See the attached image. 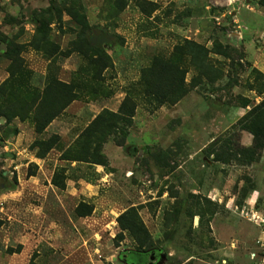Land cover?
Wrapping results in <instances>:
<instances>
[{"label":"rangeland","instance_id":"obj_1","mask_svg":"<svg viewBox=\"0 0 264 264\" xmlns=\"http://www.w3.org/2000/svg\"><path fill=\"white\" fill-rule=\"evenodd\" d=\"M114 1L0 0V26L18 44H28L35 35L34 14L59 20L62 11V23L56 20L50 30L60 52H66L79 32L63 10L73 3L84 7L94 33L108 30L115 35L113 47L106 49L112 66L104 70L94 95H82L40 136L32 121L15 120L0 129L2 145L8 146V151L0 148V264H128L124 254L137 244L126 233L119 237L117 219L132 207L138 208L154 250H161L163 264H264V227L257 229L251 217L244 216V233L224 230L228 218L209 199L211 188L222 183L223 169L212 163L208 147L200 152L209 141L206 130L228 125L227 112L246 100L253 107L264 98L250 88L255 76L244 53L247 44L262 49L264 38L243 39L232 24L237 12L247 9L246 0H146L157 7L152 14V6L144 11L138 0H129L118 15L112 13ZM250 1L255 10L262 9L258 0ZM49 9L53 10L44 13ZM186 40L212 50L208 64L223 72L216 80L218 87L204 81L177 105L157 110L140 103L125 145L114 141L104 145L106 167L70 165L61 159L94 116L104 109L118 111L127 89L139 81L154 57H170ZM23 57L33 72L31 83L40 89L51 76L50 62L51 73L63 82L90 79L81 73L87 62L76 52L50 59L28 48ZM9 62L2 57L0 66L8 67ZM187 67L189 82L196 72L188 63ZM214 94L225 103H215ZM236 124L214 139L239 135ZM52 137L59 138L57 146L39 158L38 149L32 148L35 140ZM62 170L71 179L65 189L52 184ZM254 171L251 168L240 178L247 176L249 185L262 189L257 208L264 210V176L260 180ZM80 204L92 207V214L79 217ZM19 246L20 253H6Z\"/></svg>","mask_w":264,"mask_h":264},{"label":"trees","instance_id":"obj_2","mask_svg":"<svg viewBox=\"0 0 264 264\" xmlns=\"http://www.w3.org/2000/svg\"><path fill=\"white\" fill-rule=\"evenodd\" d=\"M137 3L144 11L152 6L149 14L157 10L156 5L146 0H138ZM78 4L73 3L63 8L64 13L79 28L72 46L63 53L52 40V30H50V25L56 24V20L60 21L59 24L62 23V11L58 12L59 20L34 14L33 20L37 26L35 35L28 44H18L17 41L11 40L0 26V57L10 61L7 67L8 77L0 84V129L4 130L15 120L32 121L35 133L40 136L82 95H94L93 90L97 91L95 85H99L104 70L112 66L111 57L106 49L113 47L112 38L115 35L108 30L94 33L84 7ZM128 4L129 0H115L112 13L120 14ZM258 4L260 8H264V0H259ZM52 10L49 9L44 13H50ZM28 48L41 52L50 59H54L58 53L66 57L75 52L79 53L87 62L81 73L90 79L71 83L63 82L51 73L53 70L52 62H50L48 69L51 76L47 78L43 89L37 88L31 83L33 72L28 68L23 57V53ZM215 51L226 57L229 55L227 51ZM211 53L212 50L204 45L186 40L175 46L170 57H154L151 64L142 70L139 81L127 89L118 111L102 110L63 152L61 159L70 165L76 163L77 165L86 164L88 167H106L108 159L104 153V145L110 141H114L120 147L125 145L140 103L149 110H157L166 104L177 105L192 89L200 86L204 81L214 84L223 76L221 70L209 66L208 56ZM186 63L196 72L189 82L187 76L190 68H186ZM212 72L217 74L216 78L211 75ZM251 73L255 76L254 83L250 85L251 90L264 95V74L257 69H253ZM249 105L250 102L247 100L242 104L244 108ZM1 120H4V124H1ZM236 125L239 131L253 136L252 146L244 148L240 144L239 135H235L229 138H218L208 148L217 162L250 167L261 161L264 152V98L259 104L251 107ZM58 140V137H52L49 140L37 139L32 148L38 149L39 158H45L57 146ZM2 144L3 140L0 139V148L3 147ZM60 172L55 173L52 184L57 188L65 189L66 181L70 177L65 175L64 170ZM29 176H34V172L30 171ZM244 180L245 186L241 193L243 197H246L256 185L252 183L249 185L248 182L251 179L247 176ZM213 206L217 205L213 203ZM92 209L80 204L76 212L83 218L90 216ZM206 212L200 214L204 216ZM117 222L121 229L120 238L123 237V233H126L137 244L136 250L155 251L152 237L139 215L138 208L128 209L119 216ZM21 247L19 246L16 250L8 248L7 253H20Z\"/></svg>","mask_w":264,"mask_h":264},{"label":"crops","instance_id":"obj_3","mask_svg":"<svg viewBox=\"0 0 264 264\" xmlns=\"http://www.w3.org/2000/svg\"><path fill=\"white\" fill-rule=\"evenodd\" d=\"M246 2L248 4V7H247L248 10L240 9L237 12L236 16L234 17L232 24L237 25L238 28L241 30L240 32H237L238 33L237 35H239V37L243 39L244 37H247L249 38L248 39L249 41L251 40L252 42H255L254 39H256V37L260 36L264 38V25L262 26L263 24L262 22L264 20V11H263L264 8L261 9L260 11H257L253 7H251L250 0H246ZM245 46H246V50L244 53H245L246 61L250 62V68L257 69L258 71L264 74V47L259 50H254L250 44H247ZM1 60H2V57H0V61ZM7 77H8L7 67H2L1 65L0 66V84ZM219 84L220 82L218 81L214 83L213 86L218 87ZM211 98L213 101H216L215 103H219V104L225 103L223 102L222 98H217L215 94L212 95ZM250 109H251V106H248L246 108L242 106V107H239V109L234 108L230 112H227V114H225L224 116V119L225 121L228 122V125H224V128L222 129L216 130V128H212L210 131L206 130L207 132L206 136L209 138V141L207 143L208 146L204 145L202 147V150H200V152L203 153L204 149H206V147H209V145L216 140L214 138H216L218 135L225 133V132L227 133L228 131H230V127H232L234 123H237L238 120H240ZM66 112H64L63 114H65ZM95 117L96 116H94L92 120ZM91 121H89L86 124V127ZM18 135L21 136V133ZM239 138H240V144L244 148H248L252 146L253 136L250 133L239 131ZM15 150L18 151V153L20 154L22 153L18 150L17 146L15 147ZM3 151H8L7 145H3ZM211 158H214V155H212ZM204 160H206V158ZM212 163L214 165H219L221 169H223L222 170L223 172L221 173V175L224 176V178L221 180L222 183L220 187L214 185L211 188L212 193L210 194L209 199H211L212 203H214L215 205H218L221 208V210L224 211L223 212L224 217L228 218V221H226L228 222V225L225 224L224 230H226L229 233L231 232L244 233L246 230L247 222L241 219V217H244L241 215V212L242 211H255V212H258L264 215V210L263 209L260 210L257 208L260 202V199H261L262 189L257 184V186L254 188L252 192L248 193L246 197H243V193H241V190L245 186V180H244V177L242 178L240 177L242 176L243 173L245 174L247 170L249 171L251 168H253L255 170L254 174L256 175V177L262 180L261 178L264 176V152H263L261 161L258 164L257 163L253 164L250 167L240 166L236 163H231V164L222 163V162H217L215 160H213ZM19 167L20 166L18 165L17 168ZM202 167L205 168V165L203 164ZM256 172H259V173H256ZM252 177L254 176L252 175ZM237 180L238 181L240 180V181L237 183ZM233 189H235L234 190L235 193L231 194L230 190H233ZM253 226L257 227V229L260 228V226H257L254 224ZM213 227L212 228L215 229L214 224H213ZM7 249H6V253H7ZM13 254H17V253H13Z\"/></svg>","mask_w":264,"mask_h":264},{"label":"flooded vegetation","instance_id":"obj_4","mask_svg":"<svg viewBox=\"0 0 264 264\" xmlns=\"http://www.w3.org/2000/svg\"><path fill=\"white\" fill-rule=\"evenodd\" d=\"M128 264H163V255L159 250L152 252H142L131 250L124 254Z\"/></svg>","mask_w":264,"mask_h":264},{"label":"built area","instance_id":"obj_5","mask_svg":"<svg viewBox=\"0 0 264 264\" xmlns=\"http://www.w3.org/2000/svg\"><path fill=\"white\" fill-rule=\"evenodd\" d=\"M232 4L233 2H231V5ZM0 208L2 210L3 206L0 205ZM241 215L245 217H251V220L255 222L258 226L264 227V215L255 211H242Z\"/></svg>","mask_w":264,"mask_h":264},{"label":"water","instance_id":"obj_6","mask_svg":"<svg viewBox=\"0 0 264 264\" xmlns=\"http://www.w3.org/2000/svg\"><path fill=\"white\" fill-rule=\"evenodd\" d=\"M1 122H4L3 120ZM159 253H161V250H159Z\"/></svg>","mask_w":264,"mask_h":264}]
</instances>
